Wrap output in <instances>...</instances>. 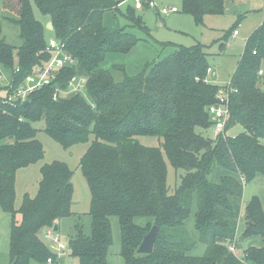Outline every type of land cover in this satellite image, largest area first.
<instances>
[{
    "label": "trees",
    "instance_id": "1",
    "mask_svg": "<svg viewBox=\"0 0 264 264\" xmlns=\"http://www.w3.org/2000/svg\"><path fill=\"white\" fill-rule=\"evenodd\" d=\"M127 1L33 0L52 23L53 38L77 63L17 103H9V96L35 67L49 62L51 54L32 0L3 2L22 39L20 47L7 44L0 23V210L11 215L8 264H47L51 257L57 261L42 233L55 227L59 231V223L73 216V171L59 161L41 167L36 196L26 194L15 207L18 172L44 158L33 125L40 121L45 122V133L65 149L89 144L80 160L91 198L89 232L76 224L67 242L79 264H109L112 218L119 222L124 264H264L259 197L246 205L236 240L244 189L264 177V22L249 37L231 83L237 93L230 96L225 132L236 127L243 132L213 139L196 133L197 128L213 127L209 108L217 104L221 88L214 83L215 73L207 74L211 66L204 46L179 47L139 75L114 79L113 71L124 68L108 67V57L130 53L141 39L127 27L109 30L105 14L112 20L123 16L129 27L149 33L136 8L121 13ZM231 1L182 0V9L202 24L207 16L226 13ZM75 77L87 79L85 93L55 99ZM142 136L159 138L160 146L142 145ZM168 163L185 172L172 194ZM213 168L221 171L217 183L208 179ZM194 209L198 241L185 227ZM138 218H146V225L137 224ZM150 225L159 229L155 250L140 255L137 250ZM245 241L249 245L244 249ZM199 244L205 251L195 255ZM232 246L241 250V258Z\"/></svg>",
    "mask_w": 264,
    "mask_h": 264
},
{
    "label": "rangeland",
    "instance_id": "2",
    "mask_svg": "<svg viewBox=\"0 0 264 264\" xmlns=\"http://www.w3.org/2000/svg\"><path fill=\"white\" fill-rule=\"evenodd\" d=\"M146 1V0H142ZM159 9L176 7L179 12L171 13L167 16L160 15L159 10L145 7L137 11V15L143 19L149 33L141 31L134 27H129L128 20L123 16H117L112 20L110 13L105 14L104 24L111 31L127 27L128 31L134 34L141 41L128 54H114L108 57V67L120 66L122 71H113V77L116 82L124 79V76H136L143 73L147 66L159 62L167 55H170L179 47L191 48L196 45L204 46L208 54V62L214 69V83L220 87L227 86L232 82L237 71V67L245 52L246 44L249 37L264 22V2L261 0H232L227 4V12L223 15L207 16L204 23L198 24L192 15L184 13L182 9V0H154ZM4 0H0V23L3 29V38L5 42L13 47H20L22 39L20 36L19 26L13 24L10 19L13 15L5 10ZM32 6L36 19L42 22L46 28V37L49 40L54 37L53 31L48 29L49 18L42 15L32 0ZM135 8V1L128 0L120 8L121 13L127 12L128 8ZM233 29L238 30L239 36L234 38ZM230 34V35H228ZM224 44V48L221 45ZM2 84L6 82L3 78ZM5 93V92H3ZM2 93V94H3ZM39 130L38 140L44 147V158L37 164L31 165L18 172L16 182V203L15 207L19 208L26 194L35 197L39 182L41 181V167L54 161L66 163L73 171L72 184L74 187L72 212L73 216L59 223L61 239L68 242L73 233L75 225L79 224L84 228L86 233L89 232L91 218L90 210V192L87 181L80 168V160L86 152L89 144H78L70 149L63 148L59 143L54 141L45 133V122L40 121L33 124ZM243 132L241 127H236L228 132L230 137H235ZM196 133L204 137L217 138L212 128L207 130L197 128ZM139 142L147 147H159L160 140L156 137L142 136L138 137ZM264 145V140H261ZM170 163H168V187L170 193H174L181 183V177L184 175L183 170L176 173ZM221 171L213 168L208 175L211 182L217 183ZM259 197L264 209V177H258L248 184L244 189L243 205H247L251 198ZM195 204V202H194ZM240 206V216L237 220V237L240 236L245 218V206ZM146 218H138L137 224L146 225ZM195 209L186 222V229L190 235L199 240V234L195 229ZM153 225H150L149 230ZM11 229V215L0 210V264L9 263V242ZM112 230L114 236V245L110 250L109 264H124L120 255V230L117 218H112ZM245 249L249 241L241 244ZM205 246L199 244V248L194 251L195 255H202ZM238 257H242L241 250H235ZM56 264H79L78 258L72 256L61 257Z\"/></svg>",
    "mask_w": 264,
    "mask_h": 264
},
{
    "label": "built area",
    "instance_id": "3",
    "mask_svg": "<svg viewBox=\"0 0 264 264\" xmlns=\"http://www.w3.org/2000/svg\"><path fill=\"white\" fill-rule=\"evenodd\" d=\"M136 10L140 11L146 6L149 9L159 10L160 15H169L171 13H178L179 10L176 7L171 8H162L159 9L158 5L154 0H134ZM264 2V0H261ZM239 35L238 30L233 33V37ZM47 52L51 54V59L49 62L43 64L42 66H37L34 68L32 73L28 75L23 83L16 89L12 95L9 96V103L24 102L28 97L33 94L35 91L40 90L45 86H49L53 83L55 77L60 72V70L66 67H72L77 62L76 60L66 53L64 46L60 44L55 38H50L47 43ZM19 72V70H17ZM263 72H260L262 74ZM208 76L213 74V69L210 67L207 71ZM232 83V82H231ZM229 83L227 86L220 88L217 94V104L209 108L210 120L213 124V129L215 131V136L224 135L228 132H225L226 125L230 119V96L234 93H237L232 87V84ZM87 79L86 78H73L69 83V89L67 91H58L55 94V99L61 95L68 97L72 94H83L86 90ZM9 85V84H7ZM42 240L51 250V252L56 256L57 260L61 257H66L70 255V250L67 242L63 241L57 231L47 228L42 233ZM231 250L235 252V247L232 246ZM54 258H49L47 264H56Z\"/></svg>",
    "mask_w": 264,
    "mask_h": 264
},
{
    "label": "water",
    "instance_id": "4",
    "mask_svg": "<svg viewBox=\"0 0 264 264\" xmlns=\"http://www.w3.org/2000/svg\"><path fill=\"white\" fill-rule=\"evenodd\" d=\"M48 29L53 31L52 23H49ZM213 79H216V76H213ZM26 102L25 104H28ZM55 231H58V227H55ZM159 229L157 226H153L151 230L144 236L142 243L140 244L137 253L140 255H151L154 253L156 241L158 238Z\"/></svg>",
    "mask_w": 264,
    "mask_h": 264
},
{
    "label": "crops",
    "instance_id": "5",
    "mask_svg": "<svg viewBox=\"0 0 264 264\" xmlns=\"http://www.w3.org/2000/svg\"><path fill=\"white\" fill-rule=\"evenodd\" d=\"M238 36H239V35H238ZM238 36H237V37H238ZM235 38H236V37H235ZM212 69H213V68H212ZM213 72H214V69H213ZM242 205H243V201H242ZM243 206H245V207H246V205H243Z\"/></svg>",
    "mask_w": 264,
    "mask_h": 264
}]
</instances>
